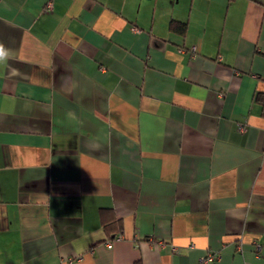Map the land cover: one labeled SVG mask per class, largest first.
Instances as JSON below:
<instances>
[{"label":"crops","instance_id":"crops-1","mask_svg":"<svg viewBox=\"0 0 264 264\" xmlns=\"http://www.w3.org/2000/svg\"><path fill=\"white\" fill-rule=\"evenodd\" d=\"M0 48V264H264V0H0Z\"/></svg>","mask_w":264,"mask_h":264},{"label":"trees","instance_id":"trees-1","mask_svg":"<svg viewBox=\"0 0 264 264\" xmlns=\"http://www.w3.org/2000/svg\"><path fill=\"white\" fill-rule=\"evenodd\" d=\"M171 28L173 30L180 32V33H184L187 29V25L185 22L172 21ZM103 221H104L105 229H107V230H109V228H117L120 231L122 228L120 218H117L115 216L113 217V219H104ZM117 233H119V232H117ZM136 264H140V263L137 262Z\"/></svg>","mask_w":264,"mask_h":264},{"label":"built area","instance_id":"built-area-1","mask_svg":"<svg viewBox=\"0 0 264 264\" xmlns=\"http://www.w3.org/2000/svg\"><path fill=\"white\" fill-rule=\"evenodd\" d=\"M197 46H193L192 48H191V51H192V55H195V53H197ZM241 128H243V126H241ZM255 244H256V250L259 252L260 250H261V247H262V245H261V243H259V242H255ZM218 259H220V254H218V253H213V252H209L208 254H206V255H203L201 258H200V262L202 263V264H209V263H211V262H213V261H215V260H218Z\"/></svg>","mask_w":264,"mask_h":264},{"label":"clouds","instance_id":"clouds-1","mask_svg":"<svg viewBox=\"0 0 264 264\" xmlns=\"http://www.w3.org/2000/svg\"><path fill=\"white\" fill-rule=\"evenodd\" d=\"M0 52H2V48H0Z\"/></svg>","mask_w":264,"mask_h":264}]
</instances>
